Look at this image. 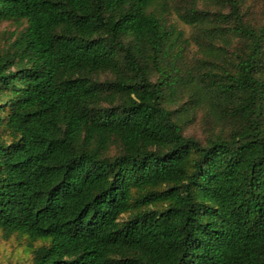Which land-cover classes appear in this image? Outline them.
<instances>
[{"label": "trees", "instance_id": "obj_1", "mask_svg": "<svg viewBox=\"0 0 264 264\" xmlns=\"http://www.w3.org/2000/svg\"><path fill=\"white\" fill-rule=\"evenodd\" d=\"M4 22L13 264H264V0H0Z\"/></svg>", "mask_w": 264, "mask_h": 264}, {"label": "rangeland", "instance_id": "obj_2", "mask_svg": "<svg viewBox=\"0 0 264 264\" xmlns=\"http://www.w3.org/2000/svg\"><path fill=\"white\" fill-rule=\"evenodd\" d=\"M179 27L187 32L189 31L188 28L181 23H179ZM21 28L22 26L18 27L12 22H4L0 26V33L9 35ZM186 133L193 134L201 139L204 137L203 129L198 123L188 127ZM26 245H28V243H25V241H18L15 238L5 241L0 235V264L27 262L29 260V253L26 251Z\"/></svg>", "mask_w": 264, "mask_h": 264}]
</instances>
